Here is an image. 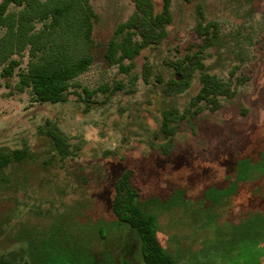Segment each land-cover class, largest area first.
<instances>
[{
    "label": "rangeland",
    "instance_id": "rangeland-1",
    "mask_svg": "<svg viewBox=\"0 0 264 264\" xmlns=\"http://www.w3.org/2000/svg\"><path fill=\"white\" fill-rule=\"evenodd\" d=\"M153 1L160 12L162 0ZM91 3L98 17L94 37L101 48L92 67L72 81L67 103H38L30 88L16 91L28 52L16 57L20 66L13 77L3 79L0 70V149L26 155L22 163L6 169L0 184V257L7 252L16 256L29 240L58 226L70 233L74 247L79 226L92 231L98 223L108 225L113 221V184L124 169L135 172V184L145 196L168 192L177 184L190 186L191 194L198 195L203 186L223 180L231 159L264 149V0H172L167 38L135 59V84L102 57L117 26L133 14L134 4ZM200 21L216 22L219 28L216 45L205 54L206 70L235 91L234 97L220 99L222 106L215 112L204 104L191 105L201 88L199 73L184 93L164 92L173 77L169 61L198 41L195 28ZM145 65L148 81L142 74ZM118 82L126 87L112 96L99 90ZM168 113H173L169 128L174 134L165 153L168 140L161 127ZM49 123L68 139L70 156L60 155L40 132ZM257 175L247 190L236 194L221 195L228 186H216V208L210 214L205 195L197 203L183 197L172 211L158 212L159 237L171 254L181 252L179 264H264V188L259 187L264 170ZM106 237L105 242L96 235L92 242L98 260L111 252L119 254L117 264H124L120 259L127 249L130 264H141L140 244L132 235L123 237L108 228Z\"/></svg>",
    "mask_w": 264,
    "mask_h": 264
},
{
    "label": "trees",
    "instance_id": "trees-1",
    "mask_svg": "<svg viewBox=\"0 0 264 264\" xmlns=\"http://www.w3.org/2000/svg\"><path fill=\"white\" fill-rule=\"evenodd\" d=\"M185 1L192 3L199 0ZM131 2L134 4L133 14L126 22L117 26L102 57L107 64L118 66L121 73L130 77V84H135L138 79L137 75H132L135 59L143 50L156 47L167 38V27L172 23V0H162L160 12L156 10L153 0ZM198 13L203 19L200 6ZM97 18L91 0H2L1 77H13L20 66L16 57L28 52L27 69L21 73L19 83L15 86L16 91L22 93L30 88L32 98L38 103H67L72 81L87 72L99 54L101 46L94 37ZM38 23L42 27L37 28ZM195 32L198 41L189 43L182 57L169 61L173 77L166 83L164 92L167 96L184 93L191 88L195 75L199 73L201 88L192 99L191 105L198 107L204 104L215 112L222 106L220 99L234 97L235 91L228 83L208 72L204 63L206 51L216 45L219 39L218 24L211 22L204 25L200 21ZM144 69L143 79L148 81L150 69L148 65ZM158 80L161 82L160 78ZM125 87L124 83L118 82L113 88L105 85L99 90L112 96ZM85 92L91 95L88 91ZM172 118L173 113L165 114L161 127L168 140V144L163 147L165 153H168V147L173 143L174 131L169 128ZM40 132L50 138L60 155H71L68 139L54 123L43 126ZM253 151L231 159V165L226 167L223 180L210 185L211 187L203 186L198 195L191 194L194 189L190 186L177 184L168 192L145 196L135 184V172L130 168L124 169L113 184V221L108 225L98 223L92 231L79 226L74 247L70 243V233L64 231L62 226L52 228L42 237L29 240L27 249H20L16 256L13 252L3 254L0 264H117L119 254L107 252L104 258L98 260L92 248L96 235L107 241L108 228L123 237L132 235L138 241L141 264H179L181 252L171 254L159 237L158 212L172 211L179 204L174 203L183 197L197 203L205 195L209 206L206 212L210 214L216 208V186H228L221 195L225 192L236 194L244 188L247 190L251 180L259 179L261 174L257 173L264 170V149L256 151L257 153ZM25 159L23 151L0 149V184L4 181L6 169L12 164L22 163ZM259 187L264 188V181ZM251 192L250 196L252 194L256 198V194ZM125 252L126 256L132 255L130 250L126 249ZM124 256L120 261L130 264V260Z\"/></svg>",
    "mask_w": 264,
    "mask_h": 264
}]
</instances>
